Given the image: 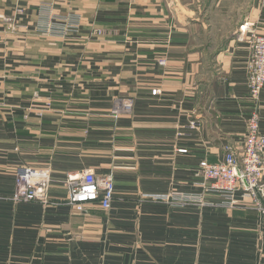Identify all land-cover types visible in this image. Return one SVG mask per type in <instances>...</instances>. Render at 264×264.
I'll use <instances>...</instances> for the list:
<instances>
[{"label": "crops", "instance_id": "obj_1", "mask_svg": "<svg viewBox=\"0 0 264 264\" xmlns=\"http://www.w3.org/2000/svg\"><path fill=\"white\" fill-rule=\"evenodd\" d=\"M73 15L76 31L38 30ZM246 23L264 36V0H0V264H264V210L242 192L233 210L142 200L202 194L201 163L242 152L255 112L264 135ZM24 167L50 171L48 205L13 202ZM91 169L113 176L109 212L69 203L65 180Z\"/></svg>", "mask_w": 264, "mask_h": 264}, {"label": "built area", "instance_id": "obj_2", "mask_svg": "<svg viewBox=\"0 0 264 264\" xmlns=\"http://www.w3.org/2000/svg\"><path fill=\"white\" fill-rule=\"evenodd\" d=\"M22 13V11H20ZM51 20V19H50ZM11 22V20H7ZM40 29L47 32L65 34L80 28V19L73 15L58 21L40 23ZM96 35H103L100 29L94 31ZM240 41H247L251 48L248 66V86L250 99L258 105L264 90V36L252 30V25L246 23L240 29ZM1 43V32H0ZM166 63L161 62L164 66ZM154 96L161 94L160 90L152 92ZM134 103L130 98L123 99L113 108V115H129L133 111ZM51 102H46L44 108L38 113L40 117L51 110ZM261 117L258 112L253 113L248 120V133L245 138L242 152L232 147L226 148L223 162L213 164L203 161L200 165L199 176L202 178L203 193L198 195L173 193L168 195L147 196L155 202H162L175 207L187 205L207 206L206 196L216 194L221 203L218 207L233 210L237 208L236 194L242 192L250 197L259 211L264 210V135L260 130ZM196 123L190 124L195 129ZM52 185V176L49 170H38L24 167L18 170L16 177V190L13 202L50 203L49 191ZM68 189L69 203L78 212H83L86 206L99 204L109 212L115 198V182L112 175H98L94 170H83L72 174L65 180ZM213 205V204H212Z\"/></svg>", "mask_w": 264, "mask_h": 264}, {"label": "rangeland", "instance_id": "obj_3", "mask_svg": "<svg viewBox=\"0 0 264 264\" xmlns=\"http://www.w3.org/2000/svg\"><path fill=\"white\" fill-rule=\"evenodd\" d=\"M64 18H66V17H64ZM64 18H62V19H64ZM166 195H168V194H166ZM149 196H154V195H149ZM148 196V197H149ZM151 197L150 198H147V195H145V196H142V200H144V201H152V202H155L153 199H151ZM157 203H159V202H157ZM166 205V204H165ZM168 206V205H167ZM169 207H171V208H184V207H175V206H171V205H169ZM201 208H206V206H203V207H201ZM179 210H182V209H179ZM143 215H144V212H143ZM142 219H143V217H142ZM142 225H144V222H142ZM146 226L148 227V230L149 231H152L151 230V228H153L154 226L153 225H151V224H148V222L146 223ZM151 226V227H150ZM150 227V228H149ZM158 233H162V229L160 228L159 230H158Z\"/></svg>", "mask_w": 264, "mask_h": 264}]
</instances>
